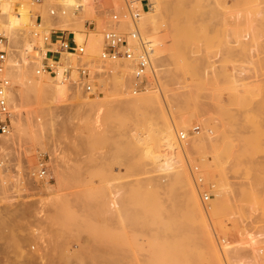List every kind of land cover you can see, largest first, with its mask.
<instances>
[{
  "label": "rangeland",
  "instance_id": "374dc122",
  "mask_svg": "<svg viewBox=\"0 0 264 264\" xmlns=\"http://www.w3.org/2000/svg\"><path fill=\"white\" fill-rule=\"evenodd\" d=\"M29 1L33 2H8L11 10L24 6L31 16L30 25L23 27L13 46L16 52H22L27 42L40 45L36 50L43 47L33 28L40 29L41 36L58 30L54 19L62 9L54 17L50 13L55 5L43 14L30 7ZM139 1L138 26L143 23L151 29L144 36L154 47L153 69L146 73L141 91L156 93L149 100L154 104L146 102L137 112L121 110L117 103L124 96L119 84L92 68L97 73L92 81L94 92L102 95L88 111L80 109L79 99H68L60 107L45 91L40 94V105L34 93H30L32 104L28 95L30 107L36 110L33 120L40 118L43 123L30 127L20 116L14 130L17 143L4 153L7 158L0 156V264L26 260L27 250L77 247L113 248V264H264V0H148L149 9ZM93 7L92 24L87 21L83 26L79 21L80 27L92 25L107 37L114 28L125 33L131 30L123 25L127 19L118 26L111 21L113 13H122L125 0H95ZM38 16L42 23L36 26ZM33 56L34 52L27 57L41 65L42 59ZM125 75L130 84L132 78ZM86 94V98L92 95ZM177 116L191 126L186 140L193 137L196 145V154L190 163H180L181 169L187 170L203 200L204 194L210 196L204 205L214 199L213 192L223 195L219 208L210 214L194 208L185 194L186 183L174 184L167 194L145 183L156 179L152 157L165 151L163 131L179 124ZM94 119H100L99 123ZM197 128L199 138L192 131ZM181 131L178 127L176 135ZM135 134L144 139L139 145L142 150L126 148ZM39 161L45 163L46 175L55 163L62 168L63 180L54 181L49 193L29 182L40 173ZM16 175L20 186L12 188ZM116 192L120 208L106 213L108 198ZM58 197L65 203L59 199L62 202L54 204L58 208L45 206L44 218L23 213L27 202ZM250 236L256 239V254L244 239Z\"/></svg>",
  "mask_w": 264,
  "mask_h": 264
},
{
  "label": "bare ground",
  "instance_id": "6f19581e",
  "mask_svg": "<svg viewBox=\"0 0 264 264\" xmlns=\"http://www.w3.org/2000/svg\"><path fill=\"white\" fill-rule=\"evenodd\" d=\"M9 1L10 0H0V35L4 36L7 39V41H8L7 46L9 44L8 47L7 46L5 47V45L0 46V49L1 48H3L2 50L9 49V52L12 49V52H10V53L8 52L9 56H8V59L6 60L8 63V65L6 64V73L8 74L7 78L11 79L12 88H11V86L8 88V90L6 92V98L8 100V105L10 108V120H11L13 132L10 131V133L7 136H0V156H1V158H2V154H4L6 151L9 150L8 148H10L14 143H17V137L14 135V130L18 127V124L20 123V118H19L20 116H21V118L24 119V121H27V123L30 127H40L43 123L42 119L40 120V118L37 121L33 120V118H35L33 116L36 113V110L32 109L33 108L32 106L30 107V105L33 103V101H31V97H32L31 94H33V93L35 94L36 97L35 96L34 97L36 99L33 97V100L34 99L37 100V103L36 102H34V103L38 104L39 103L38 100L41 99L40 94L42 93L41 95H43L42 91H45L46 93H48L50 100L53 99L55 101L56 105H58L60 107L65 106L64 102L68 99H70V100L79 99V100H81V102L78 101V103L77 102L76 103L78 105L79 104L81 105V106H79L80 109L84 108V110H85V108H86V111H88L87 107H89L91 105L93 106L94 103L96 104V102L98 101V99H97L98 97L101 98L102 94H100V93H102V92H94V93H92V95L87 96V98L85 96L86 93L82 92L83 88L78 83L79 76H78V72H77V66H78V63L80 62V60L87 62L89 64V67L92 68L91 70L96 69L97 72L99 71V74H98L99 76L103 75V74L104 75L107 74L108 76H110V78L113 77L115 82H117L119 84V90H118V88H117V90L119 91V93H121L124 96V97H120L122 99L119 98L120 100L117 103L118 106H120L119 108H121V110H124V111L126 109H127V111L128 110L129 111L130 110H136V112H137V110L140 109L139 107L143 106V104L146 102H147V104H149L150 102L152 104H154L153 102H155V101L152 102V100L151 101H149V100L152 99V95L156 94V93H153V94H152V92L150 93L149 87L146 88V89H149L148 93H146L147 90L144 92H142L141 90H140L141 92L136 91V89H135L136 79L134 77L133 67L131 66L130 63H126V61H123V60L105 61L102 59V53H103V50L106 46V44H105L106 37H107L105 35L106 32L105 31L100 32L97 30L98 28L95 29L92 25L89 27H88V25H86L85 27H80V25L82 23L79 21L83 22V26H84V23L85 24L87 23V21L91 22V24H92L91 18L94 15L93 14L94 12L92 13V11L94 10L93 5H94L95 0H42L40 3H35L34 1L33 2L29 1L30 7L36 9V11L37 10L40 11L43 14H45V12H46L45 10L47 8H49V6L58 5L62 9V11H61L60 15L56 19H54V25H53L54 28L58 29L60 31L72 33L74 35V42L77 44V46L79 48H83V55H80L76 52H63L61 55V58L58 61H56L57 65H58V69H57V72L55 75H49V74L41 73L39 71L41 65H37V63H33V61L31 62L30 58L27 57L29 54H33V52H34L33 57L41 58V59L46 58L48 51H47V48L44 47L43 40H44V37H47L50 35V33H51L50 31H47V32H45V34L43 36H40L39 44L43 42L41 44V45H43V47H41V49H39V50L35 49V46H38L36 44V42L35 43L34 42L33 43L27 42L24 44L22 52H21V49L17 52L13 51V48H14L13 46L18 43L20 36H21L20 32L23 31L22 30L23 27L27 28L30 25L31 16L28 15V13H26L24 11V9H23L24 6L21 9H19V11L17 10L16 12L13 9L11 10L10 6L8 5ZM98 6H99V4H98ZM137 7L142 9L141 6L137 5ZM104 10H105V8H104ZM14 12L17 15L13 14ZM106 14H107V12H106ZM96 15H98V13ZM141 16L142 15L140 13V17ZM107 17H108V14H107ZM97 18H99V17H97ZM138 20L140 21V19H138ZM139 21H138V23H139ZM77 23H80V25ZM123 23H124L123 25H127L128 27L131 28L130 20L127 19ZM139 24H141V23H139ZM102 25H103V22H102ZM138 28H139L140 33L143 36H144V34L146 36L147 35L146 33H148V32L150 33V31H151L150 28H144L143 23H142L141 28L139 26H138ZM149 29H150V31H149ZM117 30H119V29H117ZM104 32H105V34H104ZM147 40L149 41V39H147ZM242 41H245V40H242ZM130 42L135 44V42L133 40H130ZM238 46H239V44H238ZM200 52H201V50L200 51L198 50V53H200ZM196 53H197V51H196ZM15 55H16V57H19L18 60H15L16 57L13 58ZM202 59H204V58H202ZM52 61L53 60L50 59V62H52ZM34 66L37 67L36 72L34 71ZM150 68L153 69L152 64H151ZM100 71H102V72L100 73ZM104 72H106V73H104ZM93 73L96 76L97 73L96 72H93ZM123 74H126L125 75L126 77L132 78L130 84H129L128 80L125 79ZM155 76H153V77H155ZM154 80H157V79L154 78ZM112 85L113 84H111V86ZM111 90H114V89H112V87H111ZM131 93H133V94H131ZM29 94H30L29 98H30L31 104L27 99ZM126 94L128 96H126ZM129 94L131 95V97ZM84 98H86V99H84ZM94 99L97 101L95 102ZM155 100L157 101V99H155ZM158 100H160V99H158ZM40 101L42 102V100H40ZM157 103L158 102H156V104ZM38 105H40V103ZM78 105H77V107H78ZM144 106H145V104H144ZM38 107H42V106H38ZM80 109H78V110L81 113ZM92 109L93 108L90 107L91 111H92ZM141 109H142V107H141ZM82 111H83V109H82ZM175 118H176V120H178L179 124L178 125L176 124L177 126L175 124H173L172 126L170 125L169 127L167 126L165 128V130L163 131V133H165V135H166V138L165 137H164L165 139L163 138L164 140H166L165 141L166 146H164V148H166L165 151L164 152L162 151L163 153L160 156L155 155L156 157H154V156L152 157L153 159H155V162L153 161L154 165L152 164L153 165L152 169L151 168L150 169L155 174L156 179H153V177L148 178L147 180H145L146 181L145 183L146 184H147V182L151 183L150 185L152 186V188H154V187L158 188L164 194H167L168 191L171 189V187L174 184L186 183V185L188 186V189L186 190L185 194L192 201L194 208H196V210L202 214H204V213L210 214V212L211 213L215 212L219 208V204H220V201L222 200L221 198L223 195H222V193L213 192L214 199L207 206L204 205L205 200L202 199V196H200V194L198 195L199 190L198 189L196 190L194 188V186L192 184V179H191L189 173L187 172V170L185 168L181 169L182 165H180V163H183V164H184V162H187V164L190 163L189 162L191 160L190 158H192L196 154V145H195V141H194L193 137L186 140L187 135H189V136L191 135V134H189L191 126H186L182 122H180L178 116ZM98 120H100V119H98ZM98 120H95V121H98ZM174 121H172V122H174ZM97 123H99V121ZM95 125H98V124H95ZM178 127H180L183 131H181L179 134L176 135ZM192 131L195 132V135H196L195 138H199L200 134L196 133V131L194 129ZM181 134L185 135L184 140L180 139ZM139 136L140 135H138V134L133 135L132 137L135 139L131 140V142L128 141L127 142L128 145H126V148L127 147H130L131 149L140 148L139 145H140V143H142L144 141V139L140 138ZM176 136H177V138H176ZM146 138L149 139L148 136ZM73 141H74V139H73ZM143 143H145V142H143ZM155 144H156V141H155ZM147 148H149V147L147 146ZM147 148H145V149H147ZM155 148L159 151V149L157 147H155ZM145 149L143 151H146V154H147L148 149L147 150H145ZM162 149H163V146H162ZM130 151L133 152L132 150H130ZM4 155H6V154H4ZM7 157H8V155H6V158ZM0 165H1V162H0ZM60 169H62V168H60L55 163L53 169L51 170L52 173L46 175V179L44 181L41 182L40 179H43L44 177H40V173H38L37 176H35L36 178L34 176H31V178H29V180H30L29 182L37 190L43 188L44 190L47 191V193H49L51 190H54V188H55L54 181L59 183L63 180ZM0 173H1V171H0ZM13 178H14L15 184L13 185L12 188L19 187L20 181H19V178L17 177V175L13 176ZM145 187H146V190L151 189V188H147V186H145ZM59 199H60V197H58L56 199L50 198V199H48V201L40 200V202H38V203L27 202L26 203L27 208H26V210L24 209L23 213L26 212V215H28L29 212L30 213L32 212L33 217H36V214L38 216H40V214H41V218H44L42 216V214L44 213V207L47 205H49L51 207V205L57 204L58 203L57 201ZM109 199H111V200L106 207L107 210L106 209L105 210L107 211L106 213L114 214V212L118 208H120L119 192L114 193L112 195V198L109 197L108 200ZM60 200H62V198ZM60 200H59V202L63 201V200L62 201H60ZM64 203H61V204H64ZM17 204H19V203H17ZM32 204H36L37 208H34V206ZM68 205H70V204H68ZM49 206H47V207H49ZM56 207L58 208V205H56V206L54 205V208H56ZM45 211H46V208H45ZM72 213H73V211H72ZM116 215H117V213H116ZM24 216L25 215H23V217ZM30 216H32V215H30ZM28 217H29V215H28ZM109 217H110V215H109ZM39 219H40V217H39ZM252 238H253V236H250V238H248V239L247 238H244V239H246L247 241L249 240L250 245H248V247L251 246L252 250L254 251V252L252 251L253 252L252 254H254V253L256 254L258 252L257 251L258 249L256 248V243L254 241L256 239L255 238L252 239ZM241 240H243V239H241ZM246 240L244 242H247ZM221 246L219 245L220 250L222 249ZM108 249L109 248H104V249L98 248V249L92 250V249H86L83 247H77V248H71V249L68 248V249H64V250H56V249L51 250V251L48 250L49 252L45 251V249H43V251L35 250L33 252H30L32 250H29V251L27 250V252H25L26 257H24L26 260H24V259H23V261L17 260V261H21V262L16 263V264H113V262H115V261L112 262V260L115 259V258H113L115 251L112 250L113 248L110 250H108ZM21 258H22V256H21ZM1 264H4V263H1ZM5 264H10V261H9V263H5ZM13 264H15V263H13Z\"/></svg>",
  "mask_w": 264,
  "mask_h": 264
},
{
  "label": "built area",
  "instance_id": "2783aa9c",
  "mask_svg": "<svg viewBox=\"0 0 264 264\" xmlns=\"http://www.w3.org/2000/svg\"><path fill=\"white\" fill-rule=\"evenodd\" d=\"M35 3H40L42 0H33ZM139 0H125V8L122 13H113L112 22L116 26L121 23L122 19H128L131 22V30L129 33L121 32L114 28L108 33L107 43L102 53V59L105 61L123 60L129 62L134 70V77L136 79L135 89L140 91L145 89L146 79L144 78L148 72L154 53V47L151 42L143 36L138 28L137 20L140 18V10L137 7ZM140 4L144 9H149L148 0H140ZM59 12V6L55 5L51 10V15L56 16ZM42 23V18L39 16L35 18L34 24L37 26ZM34 36L36 38L41 36L40 29L33 28ZM67 33V34H66ZM133 40L135 44L131 43ZM44 46L47 48V56L42 59L40 72L49 75H55L58 69L57 62L63 52H76L83 55V48H79L74 42V35L70 32L52 30L50 35L44 37ZM3 43V44H2ZM7 46V39L0 35V46ZM8 50V49H7ZM7 50L0 49V136H7L11 131L10 108L6 98V92L10 87V81L6 76V60L8 58ZM12 52V51H10ZM49 58V59H48ZM50 59L53 60L50 62ZM79 76L78 83L86 93H93L94 87L92 81L94 76H91L89 64L80 60L77 66ZM197 128L195 131H198ZM180 139L184 140L185 135L181 134ZM40 177H45L47 169L45 163L39 161ZM194 171H198L195 169ZM199 183H202L199 180ZM204 200L207 202L209 195L204 194Z\"/></svg>",
  "mask_w": 264,
  "mask_h": 264
}]
</instances>
